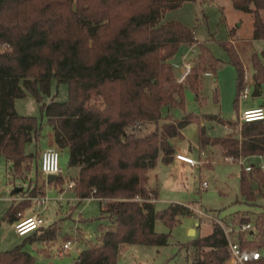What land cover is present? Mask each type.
I'll return each instance as SVG.
<instances>
[{
    "label": "trees",
    "instance_id": "trees-1",
    "mask_svg": "<svg viewBox=\"0 0 264 264\" xmlns=\"http://www.w3.org/2000/svg\"><path fill=\"white\" fill-rule=\"evenodd\" d=\"M185 1L0 0V158L9 164V175L22 181L36 164L39 152L26 154L25 147L38 140L41 120L19 115L14 105L30 95L51 127L57 149L68 151V168L76 172L69 177L59 173L48 185L61 193L73 182L70 190L80 200L99 201L101 217L110 220V226L96 242H87L73 264H117L123 244L165 246L169 234L157 233L156 223L171 229L180 216L194 214L189 205L181 204L156 211L157 192L148 189V172L160 155L163 163L172 161L171 140L183 139L182 130L188 125H198L201 148L217 147L225 158L264 156V120L243 123L235 131L237 120L205 115L204 120L233 128L213 138L206 135L196 114L186 113L181 119L163 114L164 109H184L185 90L198 101L205 72H216L221 65L206 43L194 38L192 29L175 21L162 22L166 12ZM231 4L251 15L252 39L264 40V0H231ZM183 45H196L197 55L190 72L178 81L170 60ZM222 47L236 70V105L246 73L233 44L223 42ZM251 65L258 94L264 84L258 55H252ZM52 79L67 85L65 102H43ZM162 120L166 123L160 124ZM149 125L154 128L140 136L137 127ZM249 178L264 186V173L254 169L250 177L242 174L240 192L250 203L254 193ZM41 190L36 178L27 199L13 202L3 219L14 223ZM258 218L261 235L264 209ZM57 230L55 224L47 229L41 226L37 230L41 234H34L30 242L53 241ZM237 241L243 249L264 247L247 240L246 232ZM191 245L195 250L191 264L228 260L227 242L216 225L210 235ZM0 264L37 262L19 245L0 252ZM250 264H264V255Z\"/></svg>",
    "mask_w": 264,
    "mask_h": 264
},
{
    "label": "rangeland",
    "instance_id": "rangeland-1",
    "mask_svg": "<svg viewBox=\"0 0 264 264\" xmlns=\"http://www.w3.org/2000/svg\"><path fill=\"white\" fill-rule=\"evenodd\" d=\"M170 21L179 22L192 29L194 38L200 43H206L212 56L219 60L221 65L215 72V78L208 76L202 78V89L198 101L195 100L192 92L185 90L184 109H164V114L169 111L168 114L174 119H181L186 113L199 116L215 114L223 120L236 121L238 114L244 108L264 105V84L259 88V94L254 96L251 65V56L255 54L259 56L264 67V40L252 39V18L249 13L234 9L231 0H186L179 8L164 14L162 22ZM230 31H233L232 37ZM227 41L233 43L243 61L246 73L243 87L245 84L249 85L248 96L243 99L239 95L236 105L234 104L237 95L236 70L222 47V43ZM196 53L197 49H190L184 45L178 49L170 61L178 76L177 66L183 62L182 56L188 54L190 58H193ZM214 84L218 101L214 97ZM51 99L56 102H65L68 99L67 85L52 79L50 92L43 97V102L48 103ZM15 110L21 116H35L41 120L40 136L37 141L33 140L26 145V154L39 152L53 143L52 129L47 125L45 117L41 115L39 104L30 95L16 100ZM202 126L205 128L206 135L213 138L222 137L229 132L223 125L214 121H205ZM153 128L150 125L142 126L141 130L137 127L138 134L144 136ZM229 128L230 131L233 129ZM238 129L237 123L235 131ZM190 134L188 129V136L184 135L186 137L183 139L176 138L173 141L174 146L185 151L184 147L191 144ZM209 148L218 150L217 147ZM211 149L204 150L205 156H201V151L192 154L191 158L200 159L203 162L201 166L195 167L179 166L175 163L167 165L161 161V155L158 157L156 166L148 172V186L157 192L154 202L156 211H162L170 204H185L191 207L194 214L180 216L171 229L161 222L156 223L157 233L169 234L165 246L123 244L119 249L117 264H191L195 251L191 243L210 235L213 221L216 220L222 221L225 227H232L235 230L236 233L231 236L234 239L238 237L239 225L250 223L251 230L246 232V239L263 243L264 246V228L263 234L260 235L256 226L259 222L258 217L264 209V186L249 178L254 202H247L240 192L241 177L245 168L252 164L256 167L261 162L256 158H240L238 161H232L221 153L216 155L215 152H213L215 156H212ZM58 151L62 176H74L76 172L68 168V151ZM37 166L40 168L39 156L36 157V164L28 174L27 180L22 181L13 179L9 175V164L0 158V252L23 245L25 250L37 257V264H73L77 256L86 248L87 242H96L100 232L110 226V220L101 217L99 201L80 200L72 190L67 189V186L64 188L65 192L61 194L54 186L45 185L43 180L46 178L42 177L40 171L38 172ZM36 178L38 185L42 186L41 193H45L48 199L41 213L42 227L47 229L57 223L60 229L55 242L50 246L49 256H44L40 251L43 247L41 243H25L28 236H18L14 225L3 219L12 203H17L16 197L20 201L27 199L26 193L32 188ZM20 189H22L21 192ZM198 209L204 214L201 218L195 212ZM21 215L25 216V212ZM241 220L244 221L241 222ZM191 230H195V233L191 234ZM251 231L256 232L251 235L249 234ZM36 234L40 235L41 232ZM73 238L77 241L71 249L58 254V248L63 244L64 239ZM254 249L264 255V247Z\"/></svg>",
    "mask_w": 264,
    "mask_h": 264
},
{
    "label": "built area",
    "instance_id": "built-area-1",
    "mask_svg": "<svg viewBox=\"0 0 264 264\" xmlns=\"http://www.w3.org/2000/svg\"><path fill=\"white\" fill-rule=\"evenodd\" d=\"M183 58H184L183 63L179 67L178 81H182L185 78V76L190 72L191 67H192L190 61L186 60L187 57L184 56ZM248 93H249V85L245 84L240 92V97L245 99L248 96ZM263 120H264V105L242 110L238 115L237 123L240 129L243 123L257 122V121H263ZM223 127L227 129L228 131H230V128L228 125H223ZM174 158L175 160L180 161L184 164H187L191 167L201 166L203 163L200 159L196 160L182 153L175 154ZM229 159L233 161V159L231 158ZM260 169L264 171V166L261 165ZM249 170H250L249 168L245 169V171H249ZM40 173L45 178L48 175H58L59 173H61V169L59 166V151L57 149H45L41 152L40 154ZM73 186H74V183L70 182L67 185V189L70 190L71 188H73ZM47 201L48 199L46 197V194L42 192L38 196L32 198V204L35 208V211L32 214L28 216H22L21 214H17L18 218L13 223V225H14L15 233L18 236L23 237L31 233H34L42 226L43 219L41 217V213L45 209ZM195 212L199 218L204 216V214L202 213L200 209L196 210ZM213 223H214L213 226L216 225L221 229L225 237V240L227 242L229 256H228V260L226 264H250L261 258V254L257 249H254V250L243 249L240 246L237 239H234L231 237L234 233H236L232 227H228V228L225 227L223 225V222L219 220L213 221ZM239 227L240 229L237 233L238 235L239 233H244V232H248L251 230L250 223H244V224L241 223ZM76 241H77L76 238L64 241L63 244L58 249V254H60L61 252L70 250Z\"/></svg>",
    "mask_w": 264,
    "mask_h": 264
},
{
    "label": "crops",
    "instance_id": "crops-1",
    "mask_svg": "<svg viewBox=\"0 0 264 264\" xmlns=\"http://www.w3.org/2000/svg\"><path fill=\"white\" fill-rule=\"evenodd\" d=\"M202 1H204V0H202ZM233 35V34H232ZM231 36V35H230ZM232 37V36H231ZM231 42V41H230ZM232 43V42H231ZM233 44V43H232ZM184 46H186V45H184ZM234 46V45H233ZM186 47H189L190 49H197V47H196V45H193V46H186ZM238 53V52H237ZM196 55H197V53L195 54V56L193 57V58H190L189 57V55L188 54H185V55H183L182 56V61H183V57L184 56H186L187 58H186V60H189L190 61V63L192 64V61H193V59L196 57ZM239 55V54H238ZM254 55V54H253ZM252 57V56H251ZM241 58V57H240ZM242 60V59H241ZM171 61V60H170ZM243 62V61H242ZM183 63V62H182ZM182 63L180 64V65H178L177 66V70L179 71V67L182 65ZM204 76H208V77H214L215 78V72H212V71H207V72H205V74H204ZM203 76V77H204ZM215 82H216V80H215ZM214 87H215V89H216V85L214 84ZM259 94V93H258ZM257 94V95H258ZM256 95V96H257ZM216 101H218V99H215ZM15 105V104H14ZM261 106V105H260ZM252 107H257V106H249V107H246V108H244V109H247V108H252ZM243 109V110H244ZM168 113H169V111H168ZM168 113H166V114H168ZM164 114V113H163ZM166 114H164V115H166ZM170 115V114H169ZM212 116H215V117H217V118H221L219 115H215V114H211ZM239 115V114H238ZM199 116V115H198ZM205 115H202V116H199L200 117V123H201V125H203V123L205 122V121H207V120H204L203 119V117H204ZM238 118V117H237ZM214 122H216V121H214ZM163 123H166V121H164V120H162V121H160V124H163ZM217 123V122H216ZM219 124V123H218ZM188 129L190 130V139H191V144L189 145V146H186V147H184V150L185 151H183V150H180L181 148H176L175 146H174V144H173V141L176 139V138H174V139H172L171 140V145L173 146V149H174V155L175 154H177V153H182V154H186V155H188V156H190V157H192V154L194 153V152H199V151H201V153H202V155L201 156H205V152H204V150L206 151V148L207 149H211V148H209V147H206V148H201L200 147V144H199V140H198V125L197 124H190V125H188L186 128H184L183 130H182V135H183V138L184 137H186V136H188L187 135V131H188ZM228 131V130H227ZM184 135H186V136H184ZM45 149H57V147L55 146V144H54V141H53V143L52 144H50L48 147H46V148H44L43 150H45ZM43 150H41V151H39V160H40V154H41V152L43 151ZM212 150V156H215L214 154H213V152H215V154L217 155V154H219V153H221L222 155H223V152L218 148V150H215V149H211ZM61 151V150H60ZM174 155H173V158H172V161L169 163V164H171V163H175V164H179V166H189V165H187V164H184V163H182V162H180V161H177V160H175V158H174ZM206 158V157H205ZM246 159H248V158H256V159H259V161L261 162L260 164H258L256 167H255V165H250V166H247L245 169H247V168H249L250 170L249 171H244L245 172V175L247 176V174H249V177H250V174L254 171V169H260V166L261 165H263L264 166V163H263V161H264V156H250V157H245ZM207 159L209 160V156H208V153H207ZM243 159V158H242ZM209 163V162H208ZM165 164V163H164ZM168 165V164H167ZM206 165V164H205ZM189 167H191V166H189ZM40 168L38 167V172L40 171L39 170ZM261 170V169H260ZM263 173H264V171L263 170H261ZM42 175V174H41ZM42 177H43V175H42ZM44 178V177H43ZM251 180H254V179H251ZM44 182H45V185H47V183H46V179H44L43 180ZM257 182V181H256ZM148 189L150 190V191H152L153 189L151 188V187H149L148 186ZM69 190V189H68ZM155 191V190H154ZM65 192V190L63 191V192H61V194H63ZM17 198V200H16V202H19L20 201V199H18V197H16ZM79 199V198H78ZM88 200H90V199H88ZM181 205H185V204H181ZM35 211V208H34V206H33V204L31 205V207H29L26 211H25V216H28V215H30V214H32L33 212ZM24 214V213H23ZM10 224H13V223H10ZM57 223H55V225H56ZM54 225V224H53ZM53 225H51V226H53ZM43 226V225H42ZM50 226V227H51ZM49 227V228H50ZM57 227H58V230H57V234H58V231L60 230L59 229V226H58V224H57ZM43 229H45L44 227H42ZM36 233H38L37 231L36 232H34V233H31V234H29V235H26V236H28L27 238H26V240H25V243H36V242H38V243H41L40 245H42L43 247H42V249L40 250V251H42V253H43V255L44 256H49V253H48V251L50 250V246L55 242V240H56V238H57V234H56V238L53 240V241H40V240H34L33 242H30L31 240H30V238H32V236L34 235V234H36ZM211 234V233H210ZM26 236H23V237H26ZM39 235H37L36 234V237H38ZM37 239V238H36ZM66 239H64V241H65ZM63 241V242H64ZM61 246V245H60ZM122 246V245H121ZM59 249V248H58ZM120 249V248H119ZM25 250V249H24ZM25 251H27V250H25ZM27 252H29L30 254H32L33 256H34V254L32 253V252H30V251H27ZM35 257V259H36V261H37V257L36 256H34Z\"/></svg>",
    "mask_w": 264,
    "mask_h": 264
},
{
    "label": "water",
    "instance_id": "water-1",
    "mask_svg": "<svg viewBox=\"0 0 264 264\" xmlns=\"http://www.w3.org/2000/svg\"><path fill=\"white\" fill-rule=\"evenodd\" d=\"M256 95H257V93L254 92V96H256ZM56 178H57V175H48L46 177V183L49 184V183L53 182ZM196 226H198V224ZM190 232H191V234H194L195 230H191ZM250 234H252V232Z\"/></svg>",
    "mask_w": 264,
    "mask_h": 264
}]
</instances>
